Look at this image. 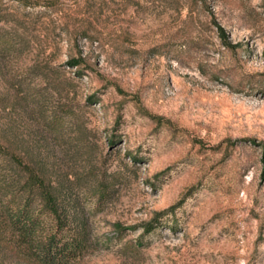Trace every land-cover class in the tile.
Returning a JSON list of instances; mask_svg holds the SVG:
<instances>
[{"label":"rangeland","instance_id":"obj_1","mask_svg":"<svg viewBox=\"0 0 264 264\" xmlns=\"http://www.w3.org/2000/svg\"><path fill=\"white\" fill-rule=\"evenodd\" d=\"M16 21L0 69H51L54 125L114 176L78 264H264V0H0Z\"/></svg>","mask_w":264,"mask_h":264},{"label":"trees","instance_id":"obj_2","mask_svg":"<svg viewBox=\"0 0 264 264\" xmlns=\"http://www.w3.org/2000/svg\"><path fill=\"white\" fill-rule=\"evenodd\" d=\"M10 24L0 28L1 57L19 50L28 36L19 21ZM216 26L224 46L231 47L225 30ZM9 71L0 69L10 84L0 92V111L9 116L0 127V264H78L93 237L84 201L98 194L111 197L114 176L95 164L82 124L54 125L48 105L63 85L54 84L53 71L26 69L14 81L7 79ZM155 227L147 224L145 232Z\"/></svg>","mask_w":264,"mask_h":264}]
</instances>
